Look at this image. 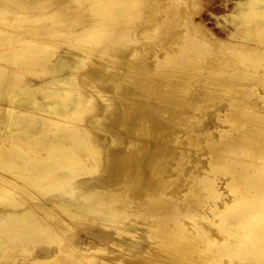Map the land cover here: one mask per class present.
Wrapping results in <instances>:
<instances>
[{"label":"bare ground","instance_id":"bare-ground-1","mask_svg":"<svg viewBox=\"0 0 264 264\" xmlns=\"http://www.w3.org/2000/svg\"><path fill=\"white\" fill-rule=\"evenodd\" d=\"M68 1L64 0L57 3L55 0H0V75L2 77L0 89L5 73L19 74V69L23 66L24 69H31L30 66L36 63L39 54L54 53L60 40L59 37L63 35L74 38L71 42L66 41L68 56L74 58L77 63H86L89 57L98 58L104 52L113 50L117 44L118 47L119 45L121 47L122 44L124 47L126 41L129 42L127 45H131V41L132 46L133 43L136 46L135 43L142 39L138 36L140 40H134V37L137 36L136 33L141 31L143 36L149 37V34H155L160 30V26L162 27V23L160 25V22H155V28L149 31V28L147 30L145 27V23L148 21L143 18L142 25L139 23L137 25L138 28L141 27L139 29L135 27L134 22L139 10L137 9L138 14L133 12L141 4L140 0H89L88 5L84 8L90 11L87 14L89 16L83 15V13H72L65 16L63 11L68 8ZM73 1L81 3L86 0ZM168 1V7L174 14L172 15L177 16L179 11L177 6H180L179 3L183 1ZM176 3L178 4L176 5ZM143 4L140 6L142 7ZM141 7L139 9L143 13V7ZM153 15L155 16L157 13ZM135 16L136 18L132 19ZM170 16L168 14L167 19ZM230 16L232 18L231 23L235 28L231 32V37L237 38L238 41L227 42V40L217 39L216 43L222 48L230 47L232 54L236 57L237 61H235L238 62L236 64L238 67H234L235 70L231 75H237V77L249 81L254 77L256 69L264 67V0H237L235 10ZM153 19L155 21L158 17ZM143 20L136 21L142 22ZM37 23H41V26L32 27ZM195 32L194 27L193 31L187 27L185 32L176 33V35L180 34L183 39L179 46L180 53L178 52L182 63L185 62L182 67H180L181 62H179L181 69H186V65L191 64V70L193 65H198L203 59L208 60L210 58L212 44L198 38L200 34L196 36ZM133 33L136 34L134 37ZM196 33H199V30ZM155 35H153L154 38L157 37ZM171 37V39L178 38L177 36ZM151 38L153 39V37ZM123 47L121 48L123 49ZM136 47L135 49L142 51V48ZM117 50L119 49L117 48ZM133 50L132 47L130 51L132 56L138 54V50H134V52ZM2 60H6V62ZM214 60L212 59L213 64ZM229 62L231 61L229 60ZM217 63L214 66H217ZM177 64L178 61L174 65ZM174 65L172 63L171 69ZM221 65L222 63L220 68ZM47 68L51 75L44 82L36 84V87L30 83L19 86L15 81H9L4 88L6 96L0 93V101L2 99L7 101V106H0V138L4 142L0 144V264H264V130H261L262 134L257 136L260 130L257 128L258 131L253 126L254 124L251 125L250 120L251 114H255V123L258 121L264 124V114H260L263 110L258 111L261 107L259 109V106L253 107L252 101L251 105L243 100L233 102L234 104H241L245 111L246 120L233 121L230 129H223L219 140L207 141L211 154L210 166L204 167L207 173L201 168L200 171L206 173L202 176L204 181H206L205 175L212 174L213 176L212 178H210L211 175L207 176V181L204 184L200 183L203 186L199 183L195 184L199 182L198 176V180L195 183L192 181L193 184L189 185L200 196L201 193L198 190L200 187L209 191L216 183L217 175L226 176L227 196L230 198L224 200L220 205L221 207L216 210L212 219L214 220L213 226L210 228L198 226L199 222L196 220L197 223L193 226L194 230L187 229L188 226L185 228L186 226L182 224L183 221L181 222L180 217L185 215L193 219L192 201L188 198L190 202L187 201V205H184L185 203L181 204L180 200H175L176 197L172 198L171 195V198L168 199L169 194L166 189L168 179H162L163 174L161 182L158 180V182H154L158 186L157 189L155 188L154 196L144 198L147 201L144 202L143 206L147 205L150 209L155 208L156 210L158 203H161L162 206L166 204L167 208L162 207L166 215H164L165 223L172 221L173 226L167 229L168 225H165L167 230L164 228L165 232L161 236L162 239L155 235L157 231L154 232L155 234L153 232L147 234L148 239L152 240V244L147 247L148 251L131 254L125 252V248L119 240L130 238L132 241H137L139 238L137 230L114 224L117 222L118 216L119 218L122 217L123 220L121 221L127 219L128 222L130 218L123 217H130L133 211L130 210L133 209V206L127 207L129 212L131 211L130 214H127V209H125L128 203L126 201L130 195L129 197L126 196L127 200L123 199L124 208L121 206L122 204L120 205L121 202L119 203L123 197L119 193L121 190H118L122 188L121 186L126 188L125 181L130 172L129 169H131L129 166H125L128 156H121L116 150L105 151L104 154L103 139L105 137L97 130L98 128L95 129L89 124L87 118V110L91 112L99 107L97 95L93 91L96 86L98 87V84L96 82L94 85L92 79L94 74L102 71L93 69L92 71H96L93 74L89 69L92 79L90 82L88 81V86L83 87L80 85L82 81H78V74L74 72L77 65L68 64L59 59L57 62H51ZM64 69L67 71L64 74L60 73ZM173 71L175 70L173 69ZM256 73L258 74L257 71ZM257 74L255 76H259ZM261 76L257 81L264 80V74L262 78ZM256 79L253 78L254 81ZM243 80L242 82H244ZM252 81H249L248 84ZM120 87L123 86L120 85ZM102 88L104 89V87ZM253 89L257 90V87ZM36 90L43 93V101L35 98ZM257 95L262 101L258 97L254 101L261 106L262 103L264 104V95ZM226 101L229 102V100ZM233 103L229 104L233 105ZM127 108L130 109L129 105ZM128 109L125 110L127 114L126 112L124 114L128 115V111H133V109ZM135 109L134 113H136ZM126 115L125 118H128ZM151 116L147 115L146 118L150 117L151 119ZM137 117L136 120L133 119L135 123L136 121L139 123L138 125L140 123L143 126L150 124L149 119H145L142 114L140 116L138 114ZM77 118L82 122L80 125L72 123L73 119ZM129 118L127 121L130 120ZM232 118L228 114L223 121L231 122ZM151 120L155 125L153 118ZM153 123L151 122L152 126ZM241 125L243 126L242 129L244 126L250 125L251 127L249 126V130L243 132ZM143 126L142 129H144ZM108 132L106 137L110 138L112 132ZM9 136L16 138V140L6 142ZM63 139L66 142L60 143ZM42 145L46 147L42 148ZM82 145H85V148L80 153L78 149ZM137 151L140 152L141 147L137 148ZM233 154L236 159L231 156ZM88 160L95 162L96 166H88ZM102 163H104V168L100 178L89 182L87 190H83L88 181L86 183L81 180L92 174L88 171H91L93 167L101 166ZM171 168L173 167L171 166ZM177 168L178 170H175L176 172L180 171V174L187 166L186 168L177 166ZM203 172L200 174L203 175ZM84 175L87 177H83ZM130 176L131 174L128 178ZM152 176L149 175V172L148 174L143 172L142 177L147 179ZM187 184L189 183L187 182ZM143 185V183L139 184L138 188ZM195 186L199 187L194 189ZM203 190L201 189L202 193ZM172 191L170 193H175L173 196H176L178 192L172 193ZM122 192L124 191L122 190ZM138 192L137 189L134 193ZM210 192L216 196L220 194L214 187L207 193ZM187 194L189 193L187 192ZM212 194L210 193V195ZM204 195H206V191ZM204 195L202 194L203 198H205ZM198 196L196 200L201 203L202 200H199ZM30 199L33 201L32 203L28 202ZM131 202L135 201L130 200L129 203L131 204ZM118 203L120 206H117ZM129 203L128 206H130ZM211 209L215 210V207H211ZM157 211L159 212V209L155 213H158ZM155 213L153 215L159 217ZM134 215H145L147 218L149 213L142 210ZM205 218L207 217H204V220ZM130 223L134 225L132 222ZM125 224L127 223L125 222ZM151 225L150 227H153ZM68 226H72L73 231L70 236L63 237L61 234L67 231L66 227ZM87 226L100 228V231L104 232L103 239H105L106 244L89 243L90 245L85 246L76 244L74 238L78 235L77 233ZM155 229L157 230V227ZM210 232L212 235L208 236ZM50 234H57V237L50 238ZM207 236L208 238H206ZM204 238H206L205 241L202 240ZM110 246L113 250L110 249ZM148 255H152L151 258L147 259ZM171 259L173 260L170 261Z\"/></svg>","mask_w":264,"mask_h":264},{"label":"rangeland","instance_id":"rangeland-1","mask_svg":"<svg viewBox=\"0 0 264 264\" xmlns=\"http://www.w3.org/2000/svg\"><path fill=\"white\" fill-rule=\"evenodd\" d=\"M61 1H64V0H55V2L57 3ZM88 1L89 0L82 1L81 3H79L73 0L72 2H70L69 0L68 8L65 11H63V13L65 14V16H67L68 14H72V13H83V15H87L88 12L90 11H87L84 8L85 6L88 5ZM142 1L143 0H140L139 2L143 4V2L146 1L142 5L143 8L140 6L141 5L140 4L138 5L137 8H135L136 10L133 12L134 14L139 13L136 20L140 19L141 21L144 19L148 21V22L145 21L146 25L145 24L144 25L145 27H147L146 28L147 30L149 28V31L155 28L154 27L156 26L155 22H160V25L162 23V27L160 26L159 28L160 30H158L159 32L161 31L160 33L157 31L158 34L157 32L155 33L156 35L152 33V34H149V37H147V35L143 36L140 30H139L140 32L138 31L140 34L136 33L137 32L136 31L134 32L137 34L136 37H134L136 34L133 33L134 34L133 37L135 38L134 40H140L142 38L140 42L135 43L137 47L134 45V43L132 46L131 41H130L131 45L129 44L127 45V43L129 42L126 41V44L124 43V47L126 45L125 48L122 46L123 44L121 45L123 49L120 47V45L118 47V44H117L113 50L104 52L98 58L89 57L86 60L87 61L86 63H77L74 58H70L68 56L67 54L68 47L66 45V41L71 42L74 38L73 37L69 38V37H66V35L65 36L63 35L62 37H59L60 40L57 43L58 46L54 50V53L51 52L49 54H39L37 57L36 63L30 66L31 69H24L25 67L23 66L19 69V74H14L13 72L5 73L3 75V82H1V89H0L1 95L6 96V93H4L5 92L4 88L9 81H15V83H18L19 86H23L25 83H30L36 87V84H40L44 82L45 80L48 79V76L51 75L49 74V69L47 68L49 67V64L51 62H57V60L59 59L67 62L68 64L77 65V68L74 70V72L78 74V77H79L78 81L79 82L82 81L80 82V85H82L83 87L88 86L90 80L92 79V76H91L92 74L89 73L90 70L93 74L96 73L95 70L92 71L93 69H96L97 71H100V70L102 71V72H98V74L96 73L97 75L94 74L95 76L93 75V79H92V83L94 85H96V82L98 84V87L96 86V88L93 91L97 95L99 107L96 110L91 111V112L87 110V114H88L87 118L89 120V124L92 125V127H94L95 129L98 128L97 130L101 132V134L105 137L103 139L104 154H105V151L112 152L116 150L121 156H124V155L128 156V160L126 159L125 166H129L131 169H129L130 172L127 174V178L129 177V174H131V176L128 179L126 178V181H125L126 188H123L124 186H121L123 189L118 188L119 190L118 189L117 190L118 191L121 190L119 193L121 194V197L123 198L121 199L120 195L118 196L122 200V201H119V203L121 202L120 205L122 204L121 206L123 208L125 206L123 202L124 200H127L126 196L129 197L130 195V198H128L126 202L129 203L130 200L135 201V202L133 203L131 202V204L129 203L130 206H128V203H127L126 208H125L127 209V207L131 208L133 206V209L132 208L130 209L131 211L133 210L132 213L131 211L129 212L128 210L129 208L127 209V214L131 213L130 217H123V218H130L128 220L129 223L126 221L127 219L124 221H121L123 220L121 219L122 217L119 218L118 216L117 218L119 220L117 219V222L116 223L114 222V224L119 225V226L122 225L124 227L126 226L128 227V229L132 228V230H137V235L139 236L137 241L135 240L132 241L130 238H126V239L123 238L119 240L120 243L124 246L125 252H130L131 254H137L138 252L140 253L147 252L148 245L152 244L151 242L152 240L148 239V235L152 234L151 232L155 234L157 231L155 235H158V237H161L163 236L165 232L164 230L166 229L165 227L167 225H168L167 229L173 226L172 221H169V223H165L166 215L164 214L163 212L164 209L162 207L167 208V206H165L166 204H164L163 206L161 203L157 204V208L159 209V212L157 211L158 213H155L156 210H158L157 208L156 210L155 208L153 209L155 210L153 213L159 216V217L156 216L157 218L153 215L152 213L153 210L150 209L149 206L147 205L143 206L144 202L147 201L144 198H148V197L151 198L154 196L156 189L158 187L157 185H155V183L157 180L160 182L162 181L161 177L163 174L164 175L162 179H166V180L168 179L167 180L168 186L166 184V187H167L166 189L168 190V194H169L167 196L168 199L171 195L172 198L176 197L175 200L176 199L178 201L180 200L181 204L185 203L184 205H187L188 202L192 201L191 210L194 211V216H193V219L192 218L191 219L192 221L194 219L195 220L192 222L190 221L191 220L190 217L188 218V216H185V215L181 216L180 217L181 222L183 221L182 224L186 226L185 228H187L188 226L187 229L194 230L193 226H195L194 224H196L197 221L199 222L197 225L198 226L201 225V227L210 228L213 226L212 222L214 220L212 219L215 216L216 210H218L221 207L220 205L222 204L224 200H228L230 198V196H227L228 190H227L226 183H225L226 176L217 175L216 183L213 184L212 186L216 188L217 191L220 192L218 196L214 195V193L212 194V192H210L212 195H210V193H207L212 188L211 186H210L211 188L209 189V191L203 190V187H200V189H198L200 190L199 192L201 193L200 196L197 195L199 194L198 192L195 193L196 191H193L189 187V185L193 184V182L195 183L198 180V177L200 178L198 180L199 182H196L195 184L197 183L200 184L201 182H202L201 184H204L207 181V178H208L207 176L211 175L210 178H212L213 176L212 174L205 175L206 181H204V177H202L204 176V174L207 173V170H205L206 166H210L209 158L211 154H210V149L208 147L207 141H211L214 139L219 140L221 133H223V129H230L229 127H231V123H233V121L246 120L245 119L246 117L244 116L245 111L242 109L241 104L240 103L234 104L233 103L234 101L241 102V100H243L247 102L249 105L252 104V106L255 108L259 106L258 109L260 107L261 108L258 111L263 110L262 112H260V114L262 115L264 114V107H263L264 104L262 103L260 106L259 103L254 101L257 99V97L259 100L262 101L260 96L257 94L264 95V80L262 81L261 79L257 81L260 78L259 76H261V74L263 76L264 67L260 66L261 69L259 68L254 71L255 75L257 74L256 73L257 71L258 72L257 75L259 76L254 75L253 78L254 79L257 78L256 81H254L253 78L249 79V81H252V80L253 81L252 83L250 82L251 84L250 83L248 84L249 82L248 79L243 80L239 76L237 77V75H233V74L231 75V73L234 72L235 70L234 67H238V65H236L238 64V62H236L237 60H236L235 55L232 54V51H231L232 49L226 46L222 48L216 43V41H218L217 39L227 40V42L238 41L237 38L231 37V32L235 28L231 23L232 18L230 16L231 13L235 10L237 0H179V2L180 1H183V2L182 3L178 2L180 6L179 5L177 6L179 8L177 16L176 15L173 16L174 14L171 8L168 7L169 5L168 0H144L143 2ZM178 3H176V5ZM139 7L143 9V13L141 12L142 10L139 9ZM137 9L139 10L138 13H137L138 11ZM84 11H87V12L85 13ZM153 12H156L157 15L154 16L153 14H156V13H153ZM168 14H170L171 16L167 19ZM140 15H142L141 18H139ZM156 16L158 17V19L154 21L153 18H155ZM135 18L136 16L132 19H135ZM149 19H152V20L149 21ZM136 20L134 22L136 24V26L134 24L135 27H137V25L139 24L142 25V23L144 22V20L142 22H138ZM35 26L40 27L41 23H37L33 25L32 27H35ZM140 27L141 26H139V28ZM187 27L191 31H193V27L195 28L196 32H198L199 30V33L195 32V35L197 36L198 34H200L199 36L201 37L198 36V38L202 40H206L208 43L212 44L211 48L216 47L214 49L212 48L213 50L211 49V53L209 54V57L210 58L212 57L211 60L210 58H208V60L203 59L204 60V61L202 60L203 63L200 62L198 63V65L197 64L193 65L194 67L191 70H190V68L192 67L191 64H187L188 67L186 65V69L180 68L182 67V64H185V62L182 63V59L179 56L180 54H178V52L180 53L179 46L182 44L181 41L183 40L180 34L182 32H185ZM178 32L180 34L176 35V33ZM161 33L163 34L160 36ZM150 35H152L151 37H153L154 40L150 37ZM153 35H155V37L157 36L156 37L157 39L154 38ZM138 36L140 39H138ZM171 36L173 37L177 36L178 38L171 39L172 38ZM209 39L211 40V42ZM213 41H214V44H213ZM140 43H142L141 44L142 47L140 46ZM134 46L136 48H138L139 46L140 49L142 48V51L139 49H135ZM132 47L134 48V50H138L137 51L138 54H136L135 56H132L130 53ZM117 48L119 50H117ZM214 50L216 53L217 52L219 53L216 54ZM229 53L232 55H230ZM213 54L215 55L214 57H213ZM229 56H232V57H229ZM215 58L216 60H214ZM212 59L214 60V64L212 62ZM221 59H223L222 62H221ZM229 60L231 62H229ZM2 61L6 62V60H2ZM176 61H178V64H177L178 66L174 65L176 64ZM215 61L219 63V64L217 63V66H214L216 65ZM7 62H13V61H7ZM179 62H181L180 64L181 66L179 65ZM172 63L175 66V67L173 66L172 68L176 72L173 71V69H171ZM221 63L222 65L220 68ZM228 63L230 66L228 65ZM195 66H199V67H195ZM96 67H100V68H96ZM183 67H185V65H183ZM194 68H196V70H194ZM217 68L218 69L220 68L219 69L220 72H218L219 70ZM200 69L201 71H199ZM66 71L67 69H64L60 71V73L64 74ZM192 72L193 73L195 72V73L193 74ZM1 79L2 77L0 75V80ZM242 80L244 82H242ZM86 81L87 82L89 81V82L87 83ZM236 83H237V86H236ZM240 83H241V86H239ZM120 85H122L123 87H120ZM102 87H104V89ZM116 87L117 89L118 88L119 89L117 90ZM256 87H257V90L256 89L252 90V88H256ZM35 96H36L35 98H37L39 101L44 100L43 93L39 90L35 91ZM226 100H229V102ZM229 103H233V105ZM128 105L130 109L127 108ZM0 106L2 107L7 106V101L5 99H2L0 101ZM134 107H136L137 109H135ZM125 108L128 110L133 109V111L131 110L130 112L127 110L128 115H126L127 112L125 111L126 110ZM134 109L136 110V113H134ZM124 112H126V114H124ZM137 113L139 114V116L140 114H142L143 117H145V119H149L148 122L150 124H146V126H143L140 123V125H138L139 123L137 121H136L137 123L136 124L134 122V119L136 120L138 118ZM228 114L229 116L233 117L232 121L231 122L223 121L224 119H226ZM125 115L128 116V118L130 116L131 117L133 116L132 119L131 117L129 118L131 121L130 120L127 121L128 118L127 117L125 118ZM147 115L153 118L155 125L153 121L151 120L152 118L151 119L150 117L146 118ZM251 116H252V118L250 119L251 125L254 124L253 126L256 129L259 128L260 131L257 129L259 131L257 136H260L262 134L261 130L262 131L264 130L263 129L264 124L261 122L259 123L258 121L257 123H255L256 115L251 114ZM73 120L74 121L72 123L75 125H80L82 123L79 118L73 119ZM151 122L153 123V126ZM142 126L144 129H142ZM249 126H244V129H242L243 128L242 125L240 127H241V130H243L244 132V130L245 131L249 130ZM147 127H150V128H147ZM108 131L112 132V136L110 138L106 137V134L108 135L109 133ZM149 131H152V132H149ZM142 132H145V133L142 134ZM7 139L8 140H6V142L16 140V138L10 137V136ZM65 142L66 140L64 139L60 141V143H65ZM3 143H4L3 139L0 138V144H3ZM84 146L85 145H82L78 149L80 153L84 151V148H85ZM44 147L46 146H43L42 148ZM140 147H141V151L138 152L137 148H140ZM104 154L102 155V157L104 156ZM182 156H184V158H182ZM231 156L233 158L236 157L234 156V154ZM232 157H229V158H232ZM237 158L239 159V157ZM87 163H88V166H96L95 162L93 161L91 162L90 160H88ZM171 166L173 168H171ZM177 166L183 167V168H186L187 166V168L182 173L179 174L180 171L176 172V170H178ZM103 168H104V163H102L101 166H98L97 168L93 167L91 171H88L92 173L91 175L88 173L90 176L89 175H87L88 177L86 175L83 176L87 178H84L81 181L83 182L85 181L86 183L88 181V183L84 186L83 190H87V186L89 182L95 181L98 178H100ZM200 168L204 169L206 173H204L205 171L204 172L202 171L203 175L200 174L202 173L200 171L201 170ZM147 171L149 172L150 176H152V173H154L152 177H148L149 180L148 178L146 179L142 177L143 172L148 174ZM169 173H172V174H169ZM187 182L189 183L187 184L188 186L186 185ZM142 183L144 185L138 188L139 184H142ZM199 186H195L194 189H197ZM179 188L181 189L179 190ZM137 189L139 192L134 193L135 190ZM143 189H144L143 191L144 194H142ZM201 189L203 190V193ZM122 190L124 192H122ZM171 191L172 193H174L175 191V192H178L179 194L177 193L176 196H173L175 195V193L171 194L170 193ZM205 191H206V195H204ZM187 192L189 194H187ZM192 193L195 195H193ZM202 194L205 196V198H203ZM197 196L199 197L198 198L199 200H202L201 203H199L200 201L196 200ZM226 196H227V199H225ZM191 197L193 198V200ZM188 198L190 199V201H188ZM28 202L32 203L33 201L30 199V201ZM119 203L117 206H120ZM211 207H215V210H212ZM142 210L146 211V213H149L150 217L146 215L148 216L147 218H150L149 220L145 217V215H143L144 217L140 215H134L136 214V212H140ZM202 216L207 217V218H205L204 220V217ZM157 219L159 220L157 221ZM146 221H149V222H146ZM125 222L127 224H125ZM130 222H132L134 225H131ZM150 223L154 224L155 226L158 225L156 226L157 230L155 229L156 227L154 225H151ZM149 224L153 226L154 228L150 227ZM146 225L147 226L149 225L148 228ZM72 228H73L72 226L66 227L67 231L61 235L63 237L70 236L73 231ZM153 229H155V231H152ZM100 230L101 229L98 227H90V226L84 227L83 229H81V231L77 233L78 235L76 236V238H74V240L76 244H78L79 246H85V245H90L94 243L95 244H101V243L106 244L105 239H103L104 238L103 236H105L103 235L104 232L102 233ZM189 232L190 234H192L191 231ZM210 235H212V232L208 234V236ZM50 236H51L50 238H56L57 234H50ZM208 236L206 238H208ZM162 238L163 237H161L160 239ZM206 238L202 240L205 241ZM111 247L112 246H110V249L113 250ZM151 256L152 255H148V257L146 258L147 259L151 258ZM172 260L173 259H171L170 261ZM99 263H101V261H99Z\"/></svg>","mask_w":264,"mask_h":264}]
</instances>
